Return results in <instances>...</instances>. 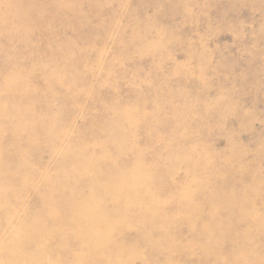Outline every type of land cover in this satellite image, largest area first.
<instances>
[{
    "label": "rangeland",
    "instance_id": "obj_1",
    "mask_svg": "<svg viewBox=\"0 0 264 264\" xmlns=\"http://www.w3.org/2000/svg\"><path fill=\"white\" fill-rule=\"evenodd\" d=\"M4 1L0 159L19 173L7 184L0 179V264H264V0H83L72 10L61 9L62 0H27L30 7H14L31 23L25 31ZM167 89L177 91L172 105L188 123L180 132L191 140L181 147L197 146L221 173L212 175L220 184L216 206L204 199L172 204L186 177L172 180L152 167L147 177L129 173L152 159L120 145L127 138L141 146L154 119L127 132L134 116L126 120L121 111L151 109ZM29 116L43 120L24 125ZM179 155L167 156L175 163ZM113 160L119 167L110 166ZM175 164L172 171L195 170L190 161ZM22 176L31 187L21 188ZM148 177L149 184L128 186ZM109 180L111 187L99 184ZM113 197L143 198L145 209L131 213ZM74 199L83 202L75 206ZM148 200L163 204L157 215L174 220L153 219L144 235V221L156 213ZM190 209L206 224L192 227ZM77 211L135 230L119 236L101 224L111 237L104 244L103 231L101 248L93 242L88 251L72 245L89 223H73Z\"/></svg>",
    "mask_w": 264,
    "mask_h": 264
},
{
    "label": "bare ground",
    "instance_id": "obj_2",
    "mask_svg": "<svg viewBox=\"0 0 264 264\" xmlns=\"http://www.w3.org/2000/svg\"><path fill=\"white\" fill-rule=\"evenodd\" d=\"M83 0H62V3L60 6L61 9L63 10H72L74 9L77 5H79ZM107 4V3H106ZM3 6L8 9V12L10 13V19L12 21H17L18 28L21 30H28L31 27V23L26 17V14L23 13V11L17 12V10L14 9L15 6H20L22 8L25 7H30V3L27 2V0H5L3 2ZM81 6V5H80ZM93 6V5H92ZM83 7V6H82ZM81 7H78V10ZM103 6V10H104ZM74 11V10H73ZM70 12V11H68ZM71 13V12H70ZM82 17V16H81ZM71 18H74L76 20V17L73 16ZM85 19V18H84ZM84 22V21H83ZM41 23H43L41 21ZM82 24V23H81ZM84 25V23H83ZM78 33H82V29L77 30ZM159 45L158 42H155L154 44H150V46H144V50L146 52H151L150 50H147V48H156ZM141 47V46H138ZM37 48V47H35ZM38 49V48H37ZM79 52H83L84 48H79ZM153 52V51H152ZM137 53V52H135ZM188 65V64H187ZM186 67V66H185ZM167 77V76H166ZM50 78V77H49ZM176 80V78H175ZM189 81V79H187ZM53 81V80H52ZM55 81V80H54ZM62 81V80H61ZM168 81V80H167ZM172 81V80H170ZM177 81V80H176ZM175 81V82H176ZM51 82V80H50ZM181 83V81H180ZM186 83V82H185ZM184 84V83H183ZM62 86V85H61ZM98 91H101V89H98ZM176 91V89H175ZM155 93H159V91H153ZM103 95V94H102ZM177 91L172 92L170 89L167 90H162V93L158 95V98L154 101L152 108L147 109L145 107H139L138 105H134L133 109H127L126 107L122 109L121 114H123V117L126 119L127 115H130L128 117L134 116L130 121L127 119V124L124 125L123 129L124 131L131 132L133 131L139 123V120H145V119H154V123H150L148 125L144 126V133H145V142L141 144V146L131 143L132 140L134 139H127L125 138L122 141V144L120 146L125 147V149L128 151V153H138L140 155H146L152 159V162L147 166L143 167L141 165H137L135 167H132L129 169V173L132 175L135 174H140L145 177L148 176V169L150 167L152 168H160V175H168L169 177H172V180H174L176 177H186V181H184L183 184L179 186V188H175V191L178 192L179 197L171 199L172 204H180L182 202L186 203H194L195 199L199 200H205L207 204L210 203L211 207L212 205L216 206V203L214 202V197L217 195L216 189L219 187V185H215L212 182V175H221V173H218L212 166L211 160H207L208 156L206 153H204L202 150H200L197 146H194L192 149H187L185 146L181 147V142L183 140L185 141H190L191 138L189 137H181V130L185 129L188 125V123L185 121V117L183 113L181 112L180 108L177 106L172 105L173 99L176 97ZM42 101V99H41ZM185 101H188L186 99ZM50 108V107H49ZM52 108V107H51ZM168 108V109H167ZM3 114V112H2ZM136 120H133V119ZM145 118V119H144ZM25 124L24 125H29L30 123H38L42 122L41 117H35V116H29V118H25ZM166 121V125H159V121ZM136 121V122H135ZM5 123V122H4ZM36 130V129H35ZM39 131V130H38ZM135 135V134H134ZM133 135V138H134ZM189 136H194V133L190 132ZM195 139V138H194ZM196 142L199 141L198 139H195ZM5 146V145H4ZM3 146V147H4ZM6 148V147H5ZM1 149L0 146V151H3V153L6 154V149ZM179 152H181V155H179ZM171 154H178L177 160L175 163L182 162V161H187V162H192V165L195 167V170L192 172L189 171H184V170H171L177 166L174 163L172 158H169L167 155ZM2 154L0 152V158ZM10 157H13L15 159V156L13 153H9ZM148 159V158H147ZM149 160V159H148ZM111 167H119L118 161L113 160L112 164H110ZM110 167V168H111ZM181 169V168H179ZM211 169V170H209ZM235 169V168H234ZM212 174H211V172ZM172 172V173H171ZM229 172L233 174V171L229 169ZM238 169H235L234 173H237ZM19 171L18 170H12L10 167L6 166L5 163H3L0 159V179L4 181L5 184L10 183L12 180H14L18 176ZM149 178V177H148ZM134 180L131 183H128V186L130 187H136L138 184H143V183H151V179H146L141 181L139 178H133ZM253 180H255V177H253ZM21 188H29L31 187V182L29 179L25 178L24 176L21 177ZM208 181V183H207ZM105 186H113L112 181H105V182H100L99 184H103ZM37 184V183H36ZM176 183H172V185L175 186ZM4 188V186H2ZM55 187V185H54ZM53 187V188H54ZM121 189H124L121 188ZM248 190V187L245 188ZM257 190L256 188L254 191ZM120 191V189H118ZM151 195L153 193H150ZM149 195V193H147ZM218 197V196H217ZM144 200L143 198L140 199H135L130 198L128 200L122 199L121 197H113L111 199V202L114 203L115 205H121L128 209L131 213H139L143 211L145 208L142 207L143 204L139 203V201ZM83 202L82 199H74L73 203L75 206H80L79 203ZM219 205V202H217ZM1 209H4L6 207V204L3 203ZM156 206L164 207L163 204L158 203L157 201L154 200V202L148 200L146 208L150 209L151 207H154L156 212L150 219L144 221L145 225H143L144 228V235H149L151 234L152 228L150 227L151 223H155L153 219L156 220L157 223L162 219L164 221H172L174 220L173 217H168L167 215L163 214L164 216L161 217V215H157L159 213L157 211ZM179 208V207H178ZM159 210V209H158ZM211 213L214 214V210L211 208L210 209ZM160 214V213H159ZM185 214L188 216V218L193 222L190 223L192 224L191 226L194 227L195 222L194 221H200L203 224H206L207 220H205L203 217L200 216V212L195 211L190 209L189 211L185 212ZM185 215V216H186ZM198 215V217H197ZM214 217V216H213ZM223 217V216H222ZM194 218V219H192ZM239 218V217H238ZM73 223H77L80 225L84 220L87 222L91 223H85L87 224L85 227V230H81L79 227L78 231H74L76 235V240L74 244L72 245H77L81 248H85L91 250L90 248L93 245V242L96 243L94 248L100 249V240L103 235V231H106L105 237L103 238V243L105 244L107 239L111 237V232L107 231L105 228L100 226L101 224H105L107 227H109L108 224L112 227V229H116V231L121 230L119 236H124L126 232L128 231H134L135 228L130 226L128 223H118V221H109L104 223L100 222L98 218H96L93 214L91 213H86V212H81L77 211V213H74L71 217ZM147 224V225H146ZM157 225V224H156ZM155 225V226H156ZM159 228V227H157ZM219 228V227H218ZM94 229V230H93ZM164 229L163 227L160 228V231ZM224 229V228H219ZM90 230H93L90 231ZM90 231V232H88ZM134 234V233H133ZM141 234V233H140ZM5 247L9 246V241L4 242ZM71 245V246H72ZM162 245H157V250H162ZM95 250V249H94ZM220 249H216V253L219 252ZM19 253V252H17ZM223 255V254H222ZM79 256V257H78ZM77 258L82 257V255H78ZM226 257V256H225ZM141 259V258H140ZM137 261V260H136ZM235 264V263H234Z\"/></svg>",
    "mask_w": 264,
    "mask_h": 264
}]
</instances>
